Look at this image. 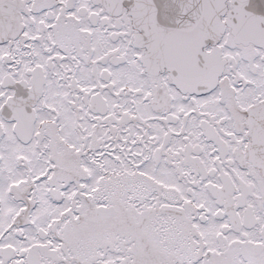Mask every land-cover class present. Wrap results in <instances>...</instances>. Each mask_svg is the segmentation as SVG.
Listing matches in <instances>:
<instances>
[{
	"label": "snow or ice",
	"instance_id": "1",
	"mask_svg": "<svg viewBox=\"0 0 264 264\" xmlns=\"http://www.w3.org/2000/svg\"><path fill=\"white\" fill-rule=\"evenodd\" d=\"M0 264H264V0H0Z\"/></svg>",
	"mask_w": 264,
	"mask_h": 264
}]
</instances>
